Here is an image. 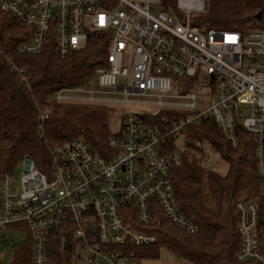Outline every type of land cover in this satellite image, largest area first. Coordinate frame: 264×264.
Wrapping results in <instances>:
<instances>
[{
  "label": "built area",
  "instance_id": "built-area-1",
  "mask_svg": "<svg viewBox=\"0 0 264 264\" xmlns=\"http://www.w3.org/2000/svg\"><path fill=\"white\" fill-rule=\"evenodd\" d=\"M0 9L29 28L19 49L25 54H38L53 40L62 58L85 48L91 31L108 40L99 89L62 87L57 102L112 101L103 92L132 102L128 97L137 94L155 98L163 110L118 114L107 153L78 137L56 146L47 171L25 157L15 193L8 175L1 177L0 229L23 227L34 263L72 239L89 264H143L140 251L158 241L150 231L158 213L187 234L199 233L177 198L172 172L182 165L190 128L212 117L234 147L238 128L253 135L260 191L235 205L236 259L264 264V0L245 31L206 24L209 0H0ZM198 88L215 97L201 109ZM170 106L184 109H165ZM203 162L217 163L209 154Z\"/></svg>",
  "mask_w": 264,
  "mask_h": 264
},
{
  "label": "trees",
  "instance_id": "trees-1",
  "mask_svg": "<svg viewBox=\"0 0 264 264\" xmlns=\"http://www.w3.org/2000/svg\"><path fill=\"white\" fill-rule=\"evenodd\" d=\"M261 2L209 0L204 22L214 28L245 31L253 25ZM28 30L11 13L0 9V180L25 157L47 171L56 146L73 138L82 137L95 149L107 153L106 142L116 135L103 108L52 98L62 87L87 84L107 66L108 40L101 32L91 31L85 48L70 51L62 58L53 40L32 55L19 50ZM42 112L48 113L44 120ZM237 131L240 142L234 147L222 137L212 117L190 128L189 145H197L195 141L209 144L228 163V169L220 173L206 166L203 161L207 153L202 148L192 155L183 154L182 165L172 172L175 193L184 213L196 220L200 231L182 238L169 235L163 229L168 220L158 213L159 220L150 230L158 241L143 249L152 251L153 258L159 256L161 247H166L179 260L191 264H251L236 259L239 236L233 207L240 199H256L260 179L256 174L253 135L243 127ZM7 230L24 232L19 225ZM27 239L26 244L13 245L10 264H35L31 259L32 242L30 237ZM77 246L70 239L63 248L49 247V252L58 264H74L82 256Z\"/></svg>",
  "mask_w": 264,
  "mask_h": 264
},
{
  "label": "rangeland",
  "instance_id": "rangeland-1",
  "mask_svg": "<svg viewBox=\"0 0 264 264\" xmlns=\"http://www.w3.org/2000/svg\"><path fill=\"white\" fill-rule=\"evenodd\" d=\"M98 72L95 73L91 80L85 84L82 85L85 88L88 89H99L98 85ZM198 97H199V109L208 106L212 101L215 100V97L210 94L205 89L198 88L197 89ZM101 95H105V98L110 99L112 101H106L103 103H91L89 106L95 107V108H103L107 112V118L109 120L111 131L116 133L118 131L117 125H116V117L118 114L124 113V112H137V113H163V110H160L158 105L153 104V102L156 101L155 98L148 97V96H141L137 94H132L128 97V99L132 102H122L125 98L123 94H117V93H101ZM52 98L55 100V94L52 96ZM172 103H187L188 100L184 98H172L169 100ZM80 105H88L86 103H76ZM184 109L182 108H175V107H165V109ZM164 109V110H165ZM181 144V143H180ZM204 149V151L209 154L211 157L214 158V160L217 162L215 166H213V169L218 170L220 173H225L228 169V163L222 159V157L207 143H203V145H184L183 146V152L189 154H193L194 151H201ZM43 171V170H42ZM23 172V165L21 163L17 164L13 172L8 175L7 183H8V190L10 193H15L19 189L20 183H21V176ZM236 204V203H235ZM233 215L235 217V205L233 207ZM164 230L169 234L176 237H185V234L175 225H173L170 221H165ZM179 232L177 233L176 232ZM235 231L236 229V220H235ZM28 242L27 234L25 232H21L20 234L12 233L9 230H2L0 229V264H10L13 260V245L15 243L20 244H26ZM52 248V247H51ZM78 251L82 254L81 257L75 259L73 261L74 264H89L86 259V250L82 249L81 245L78 244ZM140 253L144 255L143 258V264H189L184 261L179 260L176 256H174L166 247H161L160 254L157 258H153V252L148 250H141ZM58 260L55 259L53 255L49 252L47 255V258L42 263L37 264H58ZM36 264V263H35Z\"/></svg>",
  "mask_w": 264,
  "mask_h": 264
},
{
  "label": "crops",
  "instance_id": "crops-1",
  "mask_svg": "<svg viewBox=\"0 0 264 264\" xmlns=\"http://www.w3.org/2000/svg\"><path fill=\"white\" fill-rule=\"evenodd\" d=\"M184 262L189 263V262H187V261H184ZM189 264H191V263H189Z\"/></svg>",
  "mask_w": 264,
  "mask_h": 264
}]
</instances>
